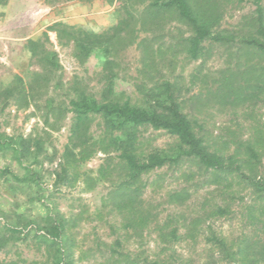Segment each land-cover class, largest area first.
<instances>
[{
  "label": "trees",
  "instance_id": "obj_1",
  "mask_svg": "<svg viewBox=\"0 0 264 264\" xmlns=\"http://www.w3.org/2000/svg\"><path fill=\"white\" fill-rule=\"evenodd\" d=\"M103 1L115 8L114 26L103 33L64 23L49 26L41 38L30 39L25 45L39 70L29 72L28 80L15 75L10 84L0 86V118L8 107L34 106L50 131H59L70 119L68 142L54 173L57 187L73 188L82 183L86 191H93L104 185L107 192L102 207L120 216L122 230L141 244L146 233L157 234L159 246L154 253L142 246L132 252L118 238L113 244L97 241L87 252H81L80 258L93 252L104 254L106 264H264V175L259 168L264 124L255 130L254 141L233 138L235 151L227 154V143L220 145L206 133L197 115L204 107L235 112L264 104V0ZM4 4L5 0H0V5ZM247 5L253 9L234 29H225L226 15ZM49 32L56 34L58 45L73 47L81 65L92 56L98 60L102 85L98 95L79 80L64 83L58 54L47 47L51 43ZM132 47L139 52L134 95L117 88L122 79L119 55ZM215 48L226 54L223 68L215 72L198 68L185 76L183 64L204 61ZM190 91L194 94L188 96ZM191 107L198 113H191ZM148 130L164 132L174 142L153 147L145 136ZM50 131L43 135L8 134L0 120V158L23 172L18 174L7 166L0 176L21 187H40L43 163L53 161ZM98 154L104 156L98 170L94 174L83 171ZM184 166L196 168L183 173L190 181L199 175L200 185L237 184L250 195L242 213L248 231L229 239L209 229L205 239L208 247L199 259L185 258L174 246L196 239L200 218L184 224L186 232L182 234L179 217L169 215L160 224L157 207L143 199L152 173ZM190 197V192L182 189L170 193L167 202L183 205ZM210 213L227 216L230 211L215 207ZM81 216L67 217L49 206L34 228L33 223H26L23 231H9L18 241L32 235L46 247L50 264H78L72 229ZM7 242L0 239V250Z\"/></svg>",
  "mask_w": 264,
  "mask_h": 264
},
{
  "label": "rangeland",
  "instance_id": "obj_2",
  "mask_svg": "<svg viewBox=\"0 0 264 264\" xmlns=\"http://www.w3.org/2000/svg\"><path fill=\"white\" fill-rule=\"evenodd\" d=\"M252 9L247 5L231 10L225 17L223 27L234 29L240 18ZM55 23L103 33L117 23V16L115 8L109 7L103 0L56 3H52L51 0H5V4L0 5V86L10 84L15 75L28 80L29 72L39 70L25 45L30 39L41 38L48 31V27ZM48 34L51 43L47 47L58 54L64 83L69 85L79 80L84 87L98 95L102 88L99 77L101 66L98 60L92 56L81 65L74 57L72 46L62 47L58 45L55 33ZM138 58L139 52L136 47L120 53L122 79L118 81L119 91L136 94L134 83ZM225 61L224 51L215 48L204 61L183 64L185 76L198 68H202L204 72H215L224 67ZM185 84L187 85V81ZM197 90L198 87L195 92ZM192 94L194 91H190L188 96ZM190 111L198 113L194 107H191ZM197 115L206 133L213 136L220 145L226 142L225 153L231 154L235 151V146L231 142L233 138L236 137L243 142L255 140V130L264 124V104L254 108L243 107L235 112L228 108L204 107L202 113ZM0 120L3 131L8 134L29 136L43 135L45 130L50 131L41 120V112L34 106L8 107ZM69 128L70 119L63 123L59 131H50L52 144L50 154L53 161H44L40 187H21L10 178L0 176V239L5 238L8 241L0 250V264H50L46 247L38 244L32 235L18 241L12 239L9 231L11 228L23 231L26 223H33L31 228H34L35 223L40 222L46 215L49 206L58 209L67 217L82 214L72 229L77 246L76 257L80 259L78 264H106L105 255L102 253L91 252L80 258L81 252H87L97 241L113 244L120 238L125 248L132 252L138 251L141 246L148 248L150 253L158 251L156 233L153 231L150 234L146 233L141 244L132 234L129 235L126 230L121 229L120 216L111 214L102 207V198L107 192L104 185H99L93 191H86L82 183L73 188L55 185L54 173L58 169L59 158L68 142ZM145 136L150 138L153 147L162 148L174 142V139L164 132L148 130ZM260 145L259 168L264 175V139ZM103 158L102 154H98L83 167V171L94 174L102 164ZM7 166L12 167L10 161L0 158V171ZM12 170L23 174L16 167H12ZM191 171H196V168L188 166L179 170L164 168L152 173L148 177L149 187L145 190L143 199L157 207L160 224H163L169 215L179 217L182 234L186 232L182 227L184 224L200 218L196 239L184 240L174 246L178 254L185 258L199 259V254H203L208 247L205 239L209 229L229 239H235L248 231L243 223L242 213L246 202L250 203V195L249 190L237 184L200 185L199 175L192 176L193 179L190 181L183 173ZM182 189L190 192V199L183 205L169 204L167 196ZM215 207L228 208L230 214L210 216L211 209Z\"/></svg>",
  "mask_w": 264,
  "mask_h": 264
}]
</instances>
